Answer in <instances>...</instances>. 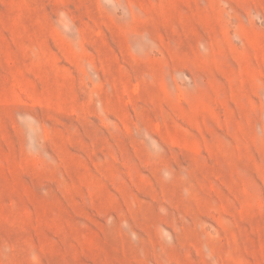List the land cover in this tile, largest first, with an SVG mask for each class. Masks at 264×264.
<instances>
[{"label": "rangeland", "instance_id": "obj_1", "mask_svg": "<svg viewBox=\"0 0 264 264\" xmlns=\"http://www.w3.org/2000/svg\"><path fill=\"white\" fill-rule=\"evenodd\" d=\"M0 264H264V0H0Z\"/></svg>", "mask_w": 264, "mask_h": 264}]
</instances>
